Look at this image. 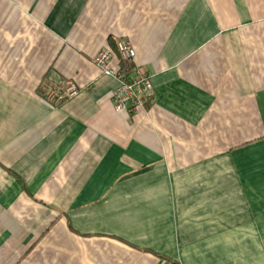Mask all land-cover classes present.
I'll return each instance as SVG.
<instances>
[{"label":"crops","instance_id":"crops-1","mask_svg":"<svg viewBox=\"0 0 264 264\" xmlns=\"http://www.w3.org/2000/svg\"><path fill=\"white\" fill-rule=\"evenodd\" d=\"M0 264H264V0H0Z\"/></svg>","mask_w":264,"mask_h":264},{"label":"built area","instance_id":"built-area-1","mask_svg":"<svg viewBox=\"0 0 264 264\" xmlns=\"http://www.w3.org/2000/svg\"><path fill=\"white\" fill-rule=\"evenodd\" d=\"M137 56L136 47L128 38L120 39L116 48L111 46L102 47L93 56V62L104 74L117 78L119 84L111 91V99L115 110L126 113H137L143 108L144 100L153 91V83L149 74L135 64ZM117 61L112 66V61ZM67 95H74L77 90L69 88ZM63 95L51 92L49 101L57 102Z\"/></svg>","mask_w":264,"mask_h":264}]
</instances>
